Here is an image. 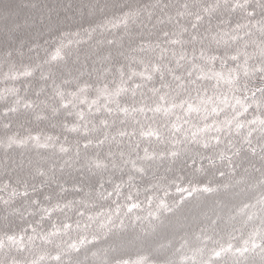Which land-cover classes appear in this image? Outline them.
Masks as SVG:
<instances>
[{
    "label": "trees",
    "instance_id": "16d2710c",
    "mask_svg": "<svg viewBox=\"0 0 264 264\" xmlns=\"http://www.w3.org/2000/svg\"><path fill=\"white\" fill-rule=\"evenodd\" d=\"M182 2L183 0H161V4H156L155 0H0V140H6L13 133L18 134V137L39 134L40 143L48 144V147H41L29 139L22 147L13 146L7 150L0 147V233L19 231L28 224L36 227L37 234L46 233L53 221L59 224L69 218L73 222L79 219L83 224L85 217H77L75 211L67 209L54 211L50 218L42 219L49 208L58 203L62 205L68 200H96V207L89 209L90 211L99 208L114 210L113 201L122 203L123 196L117 198L115 193L107 200L97 199L95 189L101 181L104 189H111L115 181L126 177L130 166L123 164L119 152L121 148L127 152V145L118 146L106 141L102 146L93 143L84 147L85 140L95 141L101 133L90 131L85 136L82 134L83 128L76 132L69 131L66 122L71 124L76 121L75 109L60 108L57 93L62 88L65 90V97H68V90L75 91L84 82L95 86L111 81L118 76L117 65L127 64L125 57L131 46L140 39H157L165 30L178 29L177 20L189 27V32L185 34V39L189 41L186 47H199L200 41L192 42L191 34L195 31L203 37L209 26V18L205 17L198 29H191V17H175ZM187 2L189 8L196 11L207 0ZM163 4L168 7L162 10ZM130 8H140L142 12L135 23L130 22L127 31L122 27L113 29L110 25L98 27L95 31L83 28L86 24H95L105 17H114ZM143 9L151 10L150 18ZM165 13L172 14L175 18L169 20ZM221 16H231L233 23L246 19L240 12L230 13L222 8L211 17L213 28ZM158 17L163 18V23L159 22ZM61 32L63 36L60 38L65 44L71 41L69 45L76 55L67 61H52L51 54L57 43L53 38ZM203 43L206 45L207 39ZM25 68L32 70L30 76L18 75L17 78H12L13 73H21ZM109 68L111 71H107ZM252 86L249 81V87ZM8 88L18 89V92L12 95L6 92ZM4 95H7V99H4ZM16 96L23 98L16 106L17 111L5 113L4 109L13 104ZM24 101H31L32 106H24ZM74 103H78V97ZM89 119L98 121L99 118L89 116ZM5 124L9 127H4ZM88 128L91 129L92 125L89 124ZM253 140L256 142L255 136ZM62 144L67 145L69 151H60L59 146ZM109 152L113 155L109 156ZM97 154L108 162L107 168L98 170L91 166L92 158ZM201 155L205 154L190 153L172 164L171 171L167 170L168 161L146 164L147 175L138 178L136 183L143 188L164 176L167 179L161 182L165 184L183 177L185 182L211 179L213 183L222 184L227 181L231 187L186 199L173 211L161 210L158 219L144 218L149 205L145 202V193L142 191L136 196L141 202V208L124 218L123 228L113 229L106 234L102 230L97 231L95 225L91 226L90 234L94 232L99 239L82 249L79 254H73L74 264H103L105 258L107 264H113L117 259L134 260L140 255L147 256L149 264H181L182 255H195V261L189 259L185 264H200L209 258L210 249L217 246L215 241H227L230 235L234 238L233 243L238 245L259 220L245 226L244 216H237L235 220H230L229 216L242 204L255 203L259 198L262 189L255 185L264 176V159L260 158L259 153L252 155L246 150V146H242L241 155L234 157L235 174L232 175L224 168L226 176L221 179L216 175L217 169L208 166L207 159L202 161ZM190 160H195L196 163L190 164ZM113 163L116 167H113ZM201 163L207 169L206 174L195 171L196 165ZM89 190L91 196L85 197ZM128 190L125 187L123 192L127 193ZM178 195L172 191L170 204ZM5 200L8 203L5 204ZM151 207L155 209V203ZM259 208L257 204L256 209L246 211H258ZM125 211L122 207L120 216H124ZM135 215L141 219H134ZM197 233L201 234V239L197 238ZM31 234V229L25 233L26 246L23 251L14 247L0 251V261L8 264L15 257L27 262L41 251H55V244L66 238L63 235L54 237L53 243L47 244L37 235L29 245L27 237ZM204 234L210 235L212 239L203 241ZM185 240L188 244L181 247ZM198 247H203L202 255L192 252V249ZM92 249L97 250L98 256L91 255ZM233 259L231 253H225L215 264H232ZM247 264H259V257L254 253L248 254Z\"/></svg>",
    "mask_w": 264,
    "mask_h": 264
},
{
    "label": "snow or ice",
    "instance_id": "6c2138e0",
    "mask_svg": "<svg viewBox=\"0 0 264 264\" xmlns=\"http://www.w3.org/2000/svg\"><path fill=\"white\" fill-rule=\"evenodd\" d=\"M155 3L161 4V0H155ZM167 7L163 4L162 10ZM222 8L230 13L240 12L246 19L233 23L231 16H221L213 28L211 17ZM143 11H147L149 18L151 17V10ZM141 12L140 8H130L110 26L113 29L122 27L127 31L130 22L135 23ZM165 16L169 20L191 17L193 30L198 29L205 17H208L209 26L203 37L195 31L191 34L192 42L200 41L199 47H186L189 41L185 39V34L189 32V27L177 20L178 29L165 30L157 39H140L131 46L125 57L127 64L117 65L118 76L111 81L95 86L84 82L75 91L68 90V97H65V90L62 88L57 93L60 108L75 109L76 121L71 124L66 122L69 131L76 132L83 128L82 134L85 136L90 131L101 133L95 141L85 140L84 147L93 143L102 146L106 141L118 146L127 145V152L123 148L119 152L123 164L130 166L126 177L115 181L111 189H104L103 181L95 189L97 199L107 200L115 193L117 198L123 196L122 203L113 201L114 210L99 208L90 211L89 209L96 207V200H68L62 205L58 203L49 208L42 219L50 218L54 211L67 209L75 211L77 217H85L83 224L79 219L73 222L69 218L59 224L53 221L46 233L37 234L36 227L32 224L19 231L0 233V251L13 247L23 251L26 246L25 233L29 229L32 233L27 237L29 245L37 235L47 244H52L54 237H66L55 244V251H41L27 262L12 257L8 264H74L73 254H79L82 249L99 239L94 232L90 234L91 226L95 225L97 231L102 230L106 234L113 229L123 228L124 218L141 208V202L136 196L142 191L145 193V202L149 205L144 218L158 219L161 210L173 211L186 199L231 187L227 181L222 184L213 183L211 179L185 182L183 177L165 184L161 181L167 177L162 176L142 188L136 181L147 175L146 164L168 161L167 170L171 171V165L177 160L193 152L203 153L205 155H201L200 159H207L208 166L217 169V177L223 179L226 176L224 168L232 175L235 174L234 157L241 155L242 146H246V150L252 155L259 153L260 158L264 159V0H207L196 11H192L187 0H183L175 17L169 13H165ZM158 20L163 23V18L158 17ZM204 39L208 41L206 45L203 43ZM65 45H58L53 49L52 61L62 58ZM107 71H111V68ZM31 74L32 70L25 68L21 73H13L12 78ZM249 81L253 84L251 88ZM6 92L16 95L18 89L8 88ZM90 92L94 94L90 95ZM77 97L78 103H74ZM4 99H7V95H4ZM22 99L16 96L13 104L5 108L4 112L17 111L16 106ZM24 106L31 107L32 102L24 101ZM89 116L99 119H89ZM89 124L92 125L91 129L88 128ZM4 127L9 125L5 124ZM254 136L256 142L253 140ZM29 139L41 147H48L47 143H40L39 134L18 137L15 133L6 140H0V147L6 150L13 146L22 147ZM59 149L62 152L69 151V147L63 144ZM108 155L112 156L113 153L109 152ZM195 163V160H190V164ZM91 166L102 170L108 167V162L97 154L92 158ZM113 167H116L115 163ZM195 171L206 174L207 169L201 163L196 165ZM109 181L111 182V178ZM125 187L129 189L127 193L123 192ZM255 187L262 189L256 202L242 204L235 213L230 214L229 219L244 216L245 226L257 219L259 223L253 224L238 245L233 243L234 238L230 235L227 241H215L217 246L210 249L209 258L200 264H215L225 253H231L234 257L232 264H247L248 254L252 253L259 257V264H264V176H261ZM173 190L179 195L170 204L169 197ZM91 194L89 190L85 197ZM4 203L8 201L5 200ZM153 203L155 209L151 207ZM257 204L260 206L258 211H246L256 209ZM122 207L126 210L124 216H120ZM134 219L139 220L141 217L135 215ZM215 222L214 220L213 224ZM197 238L201 239L200 233H197ZM211 239L210 235L202 236L203 241ZM187 244L188 241L185 240L181 247ZM192 252L202 255L203 247L194 248ZM91 255L98 256L97 250L92 249ZM189 259L195 261V255H182L181 264ZM0 264L3 262L0 261ZM103 264H107L106 258ZM113 264H149V259L140 255L134 260L117 259Z\"/></svg>",
    "mask_w": 264,
    "mask_h": 264
},
{
    "label": "clouds",
    "instance_id": "9594fccd",
    "mask_svg": "<svg viewBox=\"0 0 264 264\" xmlns=\"http://www.w3.org/2000/svg\"><path fill=\"white\" fill-rule=\"evenodd\" d=\"M127 10L128 9H124L122 12H119L118 15L111 17V18L105 17L104 19L96 22L95 24H86L83 26V28L85 30L90 28L92 31H95L96 28H98V27H107L110 24L116 23L119 20V18L121 17V15L124 14ZM62 36H63V32H61L57 37L53 38L57 41L55 47H57L58 45H65L64 40L60 38ZM75 55H76V53L73 50V47L69 44H66L63 47V56H62V58H60L58 60L59 61H67L69 58H72Z\"/></svg>",
    "mask_w": 264,
    "mask_h": 264
}]
</instances>
